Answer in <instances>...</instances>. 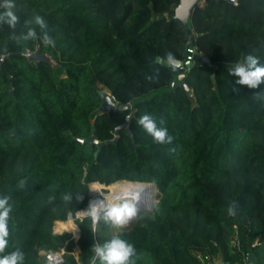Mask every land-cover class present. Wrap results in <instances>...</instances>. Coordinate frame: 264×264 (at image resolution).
<instances>
[{
    "label": "trees",
    "instance_id": "16d2710c",
    "mask_svg": "<svg viewBox=\"0 0 264 264\" xmlns=\"http://www.w3.org/2000/svg\"><path fill=\"white\" fill-rule=\"evenodd\" d=\"M179 3L16 0V28L0 24V195L13 206L0 255L20 249L25 264H44L41 249L63 248L62 264H90L93 243L119 236L142 254L136 264H208L200 254L243 264V253L264 264V245L252 246L264 235V84L235 85L228 72L249 53L264 62V0L196 6L190 27L209 62L196 60L184 78L189 89L178 80L185 69L158 62L169 52L188 60L191 36L175 18ZM36 14L54 46L13 37ZM38 47L55 64L29 60ZM103 88L132 109L102 112ZM145 113L168 129L171 144L156 143L138 123ZM124 123L132 136L126 128L116 133ZM92 135L105 144L80 141ZM118 180L154 182L153 213L115 234L110 221L94 227L91 216L76 219L78 241L54 231L88 208L91 183L110 190ZM235 225L241 251L232 246Z\"/></svg>",
    "mask_w": 264,
    "mask_h": 264
},
{
    "label": "clouds",
    "instance_id": "9594fccd",
    "mask_svg": "<svg viewBox=\"0 0 264 264\" xmlns=\"http://www.w3.org/2000/svg\"><path fill=\"white\" fill-rule=\"evenodd\" d=\"M19 23V17L16 13V0H0V24H6L9 28L15 29ZM26 31L20 33L17 40L30 41L40 39L44 45L54 46L55 41L49 35L48 24L44 18L38 14L31 19L24 21ZM39 29V31H37ZM173 71L179 66L180 62L169 52L162 61ZM229 75L234 78L235 85H247L249 88H257L264 84V62H261L259 56L247 54L242 62H237L228 69ZM235 90V89H234ZM138 123L144 130L150 134L156 143L171 144L173 137L168 133V129L158 126L157 121L145 113ZM72 193H64L62 199L65 202L72 200ZM138 198V197H137ZM10 197L0 195V253H3L8 246V218L12 211ZM138 212L137 205L132 203L127 197H123L114 203H93L89 206L87 214L91 216L93 224L97 221H110L114 225L128 224ZM228 215H236V206L233 204L227 209ZM92 252L90 264H136L140 259L141 253H138L134 243L129 242L119 236L104 241L95 242L90 248ZM0 264H25V254L20 249L10 253L0 255Z\"/></svg>",
    "mask_w": 264,
    "mask_h": 264
},
{
    "label": "water",
    "instance_id": "95a60500",
    "mask_svg": "<svg viewBox=\"0 0 264 264\" xmlns=\"http://www.w3.org/2000/svg\"><path fill=\"white\" fill-rule=\"evenodd\" d=\"M201 1L202 0H180V3L175 8V18H178L182 22V24L186 27L188 34L191 36V39L188 43V49H187L188 60L182 61V60L177 59L180 62L178 67L185 69L184 72H182L178 75L179 81L184 80V78L187 76V73L192 70L196 60L199 62H209L208 57H206L204 54L200 55L198 52H196V46L194 44L193 30L190 27L191 15H192L193 11L195 10L196 6L199 5L201 3ZM228 1H230L232 3H237V0H228ZM5 56H6L5 54L0 53V60H3L5 58ZM27 57L31 61H45V62L55 64V60L53 59V57L49 53L42 52L40 47H38L35 51H29L27 53ZM158 62H162V58H158ZM172 85L174 87H176L178 85V81H174L172 83ZM181 85L183 87H185L186 89H189V86L185 80L181 83ZM104 96H105V98L102 101V105L100 107V110L102 112H109L111 110H116V109H120V110L132 109V102L126 103V104H118L115 99L114 100L112 99V97H113L112 93H104ZM133 114L134 113L131 112L128 115V117H127L128 123H130L131 118L133 117ZM128 123H124L120 127H118L116 130V133H119L121 128H126L128 133L132 136L133 134H132L130 127L128 126ZM117 140H118V135H116L115 139L110 140L108 142L114 143V142H117ZM80 141L86 142L90 147H92L95 143L100 144V146H103L105 144V142H100L99 139L95 135H92L90 138H88L86 140L84 138H80ZM97 155H98V152H96V156ZM140 183H143V182H140ZM152 184H154L156 186L157 190L159 191L157 185L154 182H152ZM159 200L160 199H158V202H159ZM89 205H90V200H89L88 206ZM137 208H138L137 215L128 224L121 225V227H122L121 231L128 230V229L132 228L136 219L138 218V215L140 214V212H142V211H149V212L154 211L153 208H148L146 205H144L142 203H139L137 205ZM71 215H69V217H71ZM94 227H96V223L94 224ZM79 232H80V228H79ZM56 233H62V232H56ZM79 237H80V234H79ZM79 237H78V239H79Z\"/></svg>",
    "mask_w": 264,
    "mask_h": 264
},
{
    "label": "bare ground",
    "instance_id": "6f19581e",
    "mask_svg": "<svg viewBox=\"0 0 264 264\" xmlns=\"http://www.w3.org/2000/svg\"><path fill=\"white\" fill-rule=\"evenodd\" d=\"M157 192L158 190L152 182L140 183V181L130 182L127 180H118L115 182L110 192L106 196H103L104 194L102 193L101 188L97 184L91 183L92 198L90 199V205L96 202L103 204L114 203L123 197H127L132 203H135L136 205L142 203L149 208L153 203ZM88 208L80 210V215H86ZM55 230L56 232L70 231L77 233V239L80 234L78 225L71 217L65 221L57 222Z\"/></svg>",
    "mask_w": 264,
    "mask_h": 264
},
{
    "label": "built area",
    "instance_id": "2783aa9c",
    "mask_svg": "<svg viewBox=\"0 0 264 264\" xmlns=\"http://www.w3.org/2000/svg\"><path fill=\"white\" fill-rule=\"evenodd\" d=\"M197 52V50H196ZM200 55H203L202 53H199ZM91 195V192H90ZM74 216V219H83L86 216H89L88 214L82 216L80 215L79 211ZM97 223V222H96ZM236 233L232 237V246L235 247L238 251L242 250V244L240 241V237L238 234L237 225H235ZM75 241H78L77 238H74ZM264 243V235L262 237L256 238L252 242L253 247L260 246ZM40 256L42 257V260L44 264H62L65 261L66 251L65 249H41L40 250ZM243 253V252H242ZM200 259L204 262H207L208 264H215L213 261L214 259L210 260V257H203L201 254L199 255ZM243 263L244 264H254L252 259L248 256L247 253H243ZM216 264H225L223 263H216Z\"/></svg>",
    "mask_w": 264,
    "mask_h": 264
},
{
    "label": "rangeland",
    "instance_id": "374dc122",
    "mask_svg": "<svg viewBox=\"0 0 264 264\" xmlns=\"http://www.w3.org/2000/svg\"><path fill=\"white\" fill-rule=\"evenodd\" d=\"M104 93H111L107 88H103L102 89V91H101V95H102V99L104 100V98H105V96H104ZM112 99L114 100V98L112 97ZM100 187V186H99ZM101 188V187H100ZM112 189V188H111ZM110 189V190H111ZM101 190H102V193L104 194L103 196H106L109 192H110V190H107V189H103V188H101ZM90 192H91V184H90ZM159 197H160V192L158 191L157 192V195L155 196V198H154V200H153V203L151 204V206L149 207V208H153V210L156 208V205H157V203H158V199H159ZM92 198V197H91ZM90 198V199H91ZM143 213H146V214H151V213H153V211L152 212H149V211H142V212H140V214L138 215V218L140 217V215L141 214H143ZM68 218H70V217H68ZM71 218L73 219V221L76 223V220L74 219V216H71ZM137 220V219H136ZM57 222H59V221H57ZM56 222V223H57ZM56 223H55V225H56ZM77 224V223H76ZM55 225H54V231H56L55 230ZM121 225H112L111 226V228H110V230H109V233H112V234H115V233H117V232H119V231H121ZM68 232H70V231H68ZM71 233V232H70ZM74 236L75 237H77V233H73L72 232V237L74 238Z\"/></svg>",
    "mask_w": 264,
    "mask_h": 264
},
{
    "label": "crops",
    "instance_id": "0c3cea01",
    "mask_svg": "<svg viewBox=\"0 0 264 264\" xmlns=\"http://www.w3.org/2000/svg\"><path fill=\"white\" fill-rule=\"evenodd\" d=\"M264 245V243L262 244V245H260V246H263ZM215 264L216 263H223L224 261H223V258L221 257V256H219V257H217L216 259H214V261H213ZM225 263V262H224ZM226 264V263H225ZM239 264V263H238ZM244 264V263H243Z\"/></svg>",
    "mask_w": 264,
    "mask_h": 264
}]
</instances>
